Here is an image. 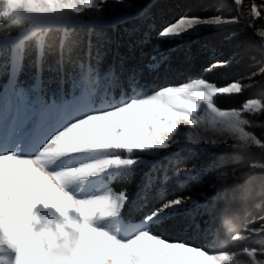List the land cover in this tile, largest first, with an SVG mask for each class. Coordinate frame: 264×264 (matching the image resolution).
Returning <instances> with one entry per match:
<instances>
[{"label":"snow or ice","instance_id":"6c2138e0","mask_svg":"<svg viewBox=\"0 0 264 264\" xmlns=\"http://www.w3.org/2000/svg\"><path fill=\"white\" fill-rule=\"evenodd\" d=\"M4 3L0 47L10 49V63L5 65L9 79L0 94V264H264V249L241 245L242 251L210 252L187 241L167 240L151 230L182 218L206 238L209 229L201 232L196 217L215 218L218 214L231 241L264 235V215L256 227L245 230L247 234L236 231L239 217L229 208L227 189L223 196L217 192L211 201L207 193H198L205 200L201 203L182 192L169 194L170 178L165 173L154 197L158 203L138 221H125L124 210L133 202L126 190L110 186L114 178L141 165L136 158L139 154L167 153L204 143L224 145L237 155L255 148L264 153V137L258 138L253 131L257 119L264 116V99L249 98L232 109H222L216 103L220 96L241 95L248 87H255L252 81L258 74L264 77V68L224 85L195 78L140 94L138 89L145 85L135 73L121 81L114 70L102 75L90 62L76 60L78 71L70 76L75 91L70 97L45 96L39 76L43 59L56 49L58 66L66 58L70 61L80 44L74 28L87 26L90 37L96 26H115L144 13L133 11L134 5L127 0ZM234 4L241 6L243 0H234ZM115 5H122L125 11L107 14ZM250 15L264 19L257 4L250 6ZM232 22L219 14H184L160 29L157 36L161 40L181 39ZM260 35L264 36V31ZM148 39L146 33L141 43ZM92 47L89 38V61ZM28 48L36 53L37 68L36 83L30 90L17 79ZM95 59L98 65V50ZM167 59L162 52L159 61L147 67H159ZM232 59L213 61L206 71L225 68ZM243 167L264 170V163ZM237 172L234 168L231 175L246 183L235 187L240 189V199L247 200L252 194L250 173ZM181 173L184 179L176 184L181 190L189 181L198 180L194 166L174 175ZM228 177V172H221L216 179L222 182ZM86 188L92 191L84 194ZM140 199L142 211L151 199L143 193ZM220 200L225 206L217 210ZM130 223L137 226L130 227Z\"/></svg>","mask_w":264,"mask_h":264},{"label":"trees","instance_id":"16d2710c","mask_svg":"<svg viewBox=\"0 0 264 264\" xmlns=\"http://www.w3.org/2000/svg\"><path fill=\"white\" fill-rule=\"evenodd\" d=\"M151 0L146 1L145 4ZM237 8L230 0H156L146 8L144 14L138 19L118 23L115 26H96L89 37L87 26H77L72 31L80 41L79 47L71 54V60H67L62 66H58V50L43 59L39 72L40 88L48 94L59 97L63 94L68 98L75 91L73 80L70 76L77 72L75 61L82 60L98 67L103 74L114 70V75L121 81L133 73L138 77L144 88L138 89L140 94L152 93L156 89L167 85H178L188 82L190 79L204 78L220 85L230 81L247 77L248 73L264 68V48L255 35L256 31H264V19L260 17L252 20L249 25L252 29L244 28L242 24H233L216 30L202 31L196 35L184 36L181 39L161 40L157 33L164 26L174 22L184 14L201 17L214 15L236 17ZM248 18V17H247ZM150 25L154 28L150 29ZM149 39L145 43V34ZM91 39L93 45L92 58L87 56V41ZM97 50L101 60L96 64ZM166 53L168 59L156 68L147 65L156 64L160 59V53ZM156 56L154 61L152 57ZM2 57V56H1ZM233 57L232 62L225 68L215 71H206L209 64L216 60H224ZM36 53L32 48L26 49L23 59V69L18 75V83L26 86L23 81L34 84L37 76V68L34 65ZM27 70L31 73L26 76ZM245 83L249 81L245 80ZM255 87H248L241 95H225L216 99V103L222 109L239 107L243 101L249 98L264 99V77L256 76ZM129 94L131 90L129 89ZM115 95L119 96V90ZM255 134L259 136L257 131ZM178 161V162H176ZM264 163V153L257 157L251 155H237L208 146H200L194 149H181L173 151L171 155L160 158L153 167L136 168L129 172L114 184L115 190H126L132 204L124 210L125 221H138L158 201L154 198L157 190L162 187V179L165 173L170 178L167 189L169 194L183 193L192 195L205 203L204 198L198 193H207L209 201L219 192L222 196L227 189L228 205L233 214L239 217L236 231L243 234L249 227H256L259 217L264 215V171L251 170L243 167L244 164ZM198 180L189 181L187 187L180 189L177 181L183 180V173L174 175L181 169L193 168ZM240 172H249L248 180L251 181L252 194L247 200L240 199V189L235 185H244L245 180H236L232 175V169ZM221 172H228L229 177L225 181H217L216 177ZM216 184L212 188V184ZM141 193L151 199L147 208L139 210L142 203ZM133 205L136 207L134 208ZM259 205V207H257ZM225 206V201L220 200L217 210ZM207 222V223H206ZM196 224L201 232L209 229L206 238H202L195 226H188V221L182 218L174 219L160 227H152V231L162 235L170 241H187L190 244L204 247L210 252L220 250L242 251L243 246L264 249V239L261 241L234 242L226 234L222 227V218L217 214L215 218L209 215H197Z\"/></svg>","mask_w":264,"mask_h":264},{"label":"rangeland","instance_id":"374dc122","mask_svg":"<svg viewBox=\"0 0 264 264\" xmlns=\"http://www.w3.org/2000/svg\"><path fill=\"white\" fill-rule=\"evenodd\" d=\"M146 1L148 0H127L128 3H131L132 5H134L133 11H136L137 9L142 10L143 13L146 11V8L149 7L153 2H155L156 0H151L149 3L145 4ZM232 1V3L234 4V0H230ZM252 4H257L260 6L261 9V14L264 15V0H243V4L241 6H237L234 4V6H236L237 10L236 14L234 16H232L231 14H228V16H223L225 19L231 18L233 20L232 23L223 25L219 28H209V29H204L202 31H208V30H216V29H221L223 27L226 26H230L233 24H242V26L244 28H248V29H252L251 25H249V19L251 18L252 20H255L259 17H255V16H251L250 15V6ZM125 11L124 7L122 5H115L114 7H110L109 11L107 14L109 15H115L117 13L123 12ZM248 17V18H247ZM250 17V18H249ZM200 31V32H202ZM199 32V33H200ZM261 31H256L255 35L257 36V38L260 40V44L261 46L264 48V36L260 35ZM2 35H0V39H2ZM2 56V57H1ZM10 63V49L7 48H2L0 47V94L3 93L4 91V86L7 84V81L9 79L8 76V69L5 67V65H8ZM31 73L30 70H27V72L25 73L26 76H28ZM23 83L26 84V86H23L25 89H31L33 84H29L28 82L26 83L25 81H23ZM36 83V80L34 82V84ZM21 85V84H20ZM22 86V85H21ZM43 94L45 96H51V94H48L47 92H43ZM264 124V116H260L257 121H256V125L253 129L254 134L257 131V133H259V136L261 135V137H264V128L261 127V125ZM257 135V134H256ZM258 136V135H257ZM259 138V137H258ZM200 146H208V147H212V148H216V149H222L223 151L226 152H231L236 154L235 150H226L224 145H212L210 143H204V144H200V145H192V146H184L181 149H194ZM179 149V150H181ZM173 151L167 152V153H154V154H139L137 155V159L142 161L141 165L137 166V168H142V167H153L154 164L156 163V161H158L160 158H165L169 155L172 154ZM261 153V151L258 148L253 149L250 153L248 154H241V155H251L253 157H257L259 156ZM255 170H260V169H255ZM264 171V170H261ZM121 178V176H118L116 178H114L112 181H110V186L115 190L114 188V184ZM89 191H92V189H85L84 194H88ZM117 191V190H116ZM130 227H135L137 225L135 224H129ZM243 234H247L246 231L243 232ZM264 239V235H259V236H254L249 238L244 242H248L251 240H255V241H261Z\"/></svg>","mask_w":264,"mask_h":264},{"label":"clouds","instance_id":"9594fccd","mask_svg":"<svg viewBox=\"0 0 264 264\" xmlns=\"http://www.w3.org/2000/svg\"><path fill=\"white\" fill-rule=\"evenodd\" d=\"M6 8V4L4 3V0H0V11H4Z\"/></svg>","mask_w":264,"mask_h":264}]
</instances>
